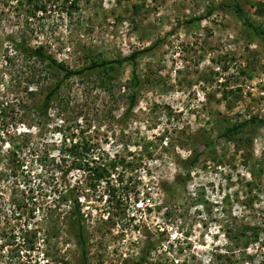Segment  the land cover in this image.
<instances>
[{"label":"rangeland","instance_id":"1","mask_svg":"<svg viewBox=\"0 0 264 264\" xmlns=\"http://www.w3.org/2000/svg\"><path fill=\"white\" fill-rule=\"evenodd\" d=\"M71 1L0 0V264H84L69 203L60 205L48 238L42 221L66 189L61 176L70 159L60 161V151L78 138L89 141L92 158L120 153L140 165L118 167L110 183L81 190L88 264H131L150 243L156 247L145 264H264V230L230 260L218 256L230 244L225 230L241 223L264 229V125L219 137L228 124L264 117V39L243 24L233 0L224 8L226 0H74L73 8ZM238 2L264 29V0ZM22 36L70 68L156 44L139 56L143 85L132 115L122 117L131 93L127 65L113 92L95 77H73L62 103L22 122L18 99L44 96L29 94L40 86L26 84L22 59L13 55ZM19 131L31 132L42 160L26 149L21 166L9 168L1 158ZM208 138L215 144L206 150ZM192 151L204 153L187 184L176 185ZM66 179L73 185L83 175L72 170ZM109 189L120 209L108 201ZM33 232L31 248L25 236Z\"/></svg>","mask_w":264,"mask_h":264},{"label":"trees","instance_id":"2","mask_svg":"<svg viewBox=\"0 0 264 264\" xmlns=\"http://www.w3.org/2000/svg\"><path fill=\"white\" fill-rule=\"evenodd\" d=\"M230 4V0H226L220 3L218 7H229ZM76 5V1L72 0L70 3V7L73 8ZM233 7L235 8L236 14L240 16L243 24L264 39V29L260 28L248 17V15L244 11V8L238 2V0H233ZM38 8L46 9V6L41 5ZM213 10L214 9H211L206 15L211 14ZM203 16L197 17L196 19H191V21L201 20ZM155 45L156 44L151 45L150 47H146L144 49L134 50L131 54L127 56H122L121 54L114 58H102L101 56H94L90 58V62L87 65L82 66L80 68H70L63 61H60L58 58H56L55 55L47 49L45 44H33L30 39H28V37L26 36L19 37V39H14L12 52H14V57H16L19 61L22 59L21 67L23 68L24 72L27 73L25 77L26 84L28 85L31 83H36L38 86H40V89H38V87L37 91H29V94L34 95L37 92L44 94L40 102L34 101L31 104H28L27 101L22 98L21 100L18 99L21 108L24 109L19 119L24 122L31 120L32 115H47L56 103L63 102L64 98L62 90L67 80L73 77H95L97 78L98 83L100 84L99 86L103 88L104 91L108 93L113 92L114 88L116 87L117 80L121 78V74L127 65L131 66V75L129 81V84L131 86V93L129 97L128 106L123 112L122 117L126 118L131 116L136 106L138 105L139 93L143 85V80L139 72V56L147 51L152 50ZM5 57L6 63L12 61V58L10 56L7 57L6 55ZM32 60H34L35 62H39L42 68L40 69L32 65ZM51 75H53L54 78L50 83H48L47 80H51L49 79ZM26 89L28 90V86L26 87ZM246 123H249V125L251 126H262L264 125V117H259L256 115L251 116L250 119H247L244 122L228 124L225 129L219 134V137L224 138L235 133L236 130L241 129V127L244 126ZM19 132L20 134L18 137L13 135L9 138V148L7 150V153H4L1 158L5 161V165H9V168H11L12 166H21L20 155L26 149L34 151L32 153V156L33 158H37V161L42 160L40 152L31 148L29 138L31 132ZM238 139H240V137ZM202 142L205 144L206 150L209 148H213L215 144V140H211L209 138L202 139ZM92 149L93 148H91L89 141H85L84 138H78L77 140L73 139L63 151H60V161H62V157L70 159L67 170L65 169L64 171L63 168V173L61 176L62 184H64L66 189L62 188L61 191H59L57 197L58 205L55 206L54 210H51L52 214L49 211L42 219L43 223L46 225L45 233L47 234L48 238L50 232V228L48 227V225L51 226L53 223H55L58 226L60 218H58V216H56L55 214L60 213L58 212V209L60 208L61 204L69 203V214H72L75 217L76 228L73 227V229L76 233V237L81 248L84 264H88L89 261L87 256L88 240L86 237L87 215L83 211V205L81 203V190L83 188L89 190H96L97 187L102 184V182L106 181L107 183H110V176L112 175L111 173L113 171L118 170V167L125 169L130 166L132 170H135L140 166L138 163H136V160L134 163L133 161H128L126 156H120V153L114 155V157L110 158V160L108 159L110 157L108 154H99L95 158H92L93 155L90 156V151ZM203 153L204 151H192L191 155H189L188 158L184 159L181 162V165L184 167V172L183 174L176 176V185L180 186L182 184H187L191 175V171L196 167ZM72 170H79L81 172V175H83V179H78L77 184L73 185L68 182V179H66V176L69 175V172ZM122 176L124 175L119 174L121 184H123L124 181ZM110 185L111 184H108V187ZM131 186L132 187H130V185H125L124 188L127 192L132 191L133 188H136V183H131ZM108 194V201L116 202L117 207L120 209V205L122 202L121 199H116L115 190L111 191L109 189ZM19 214L21 215L22 212H19ZM66 214L64 218L66 217ZM110 216L113 217L111 211H109L108 218H110ZM28 230L29 229L27 227L26 231ZM263 230L264 229L262 227L252 223H241L234 228L225 230L224 234L230 244L226 245V251L224 253H218V256L221 257L220 259H223L222 261L230 260L231 256H233L236 249L245 251L248 248L249 244L252 242V240L259 238V235ZM37 232L38 231L36 230L35 233ZM33 235L34 232L30 235L25 236V240H27L28 243L30 242L29 246L31 248H33L32 246L34 242V240L32 239ZM155 247L156 243L148 244L147 248L143 250L140 256L131 264L147 263L149 256L153 248Z\"/></svg>","mask_w":264,"mask_h":264}]
</instances>
